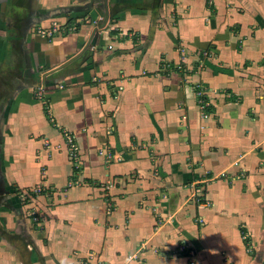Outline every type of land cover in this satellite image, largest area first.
I'll return each instance as SVG.
<instances>
[{"label":"crops","instance_id":"obj_1","mask_svg":"<svg viewBox=\"0 0 264 264\" xmlns=\"http://www.w3.org/2000/svg\"><path fill=\"white\" fill-rule=\"evenodd\" d=\"M0 264H264V0H0Z\"/></svg>","mask_w":264,"mask_h":264},{"label":"built area","instance_id":"obj_2","mask_svg":"<svg viewBox=\"0 0 264 264\" xmlns=\"http://www.w3.org/2000/svg\"><path fill=\"white\" fill-rule=\"evenodd\" d=\"M75 24H71L67 21L62 22V23H53L50 25L48 28H36L35 31L37 34L41 35L42 37L45 38H52V36L57 35V34H68L69 32H72L76 29ZM110 47V46H109ZM180 63L177 64L176 68L178 70H182V64L185 63V59L181 58ZM43 87H38L37 92L35 93L37 97H42L43 96ZM193 91L194 95L197 99V105L198 108L201 112L202 117H207L209 115V107H210V102L208 100V92L209 89L203 85L202 82H196L193 84ZM61 135L64 140L65 146H66V153L69 161L71 162V165L75 170H78L80 168V149L79 145L77 143V140L73 133L67 129H62L61 130ZM238 178V177H237ZM86 182V181H85ZM83 184L82 180H79L77 177H73L69 183L68 186H80ZM41 189L36 188L34 190V194L40 193ZM22 200L25 202H29L31 200L30 195L24 194L22 197ZM24 202V203H25ZM35 221H38V218H33ZM201 222V218H200ZM243 239H247L246 236H243ZM178 251L182 253H186L189 257H192L195 252L193 249H189L184 243L180 244L178 247Z\"/></svg>","mask_w":264,"mask_h":264},{"label":"rangeland","instance_id":"obj_3","mask_svg":"<svg viewBox=\"0 0 264 264\" xmlns=\"http://www.w3.org/2000/svg\"><path fill=\"white\" fill-rule=\"evenodd\" d=\"M63 21L65 22L66 20H63ZM58 23H60V22H58ZM61 23H62V22H61ZM48 27H49V26H48ZM48 27H47V28H48ZM23 195H24V194H23ZM23 195H20V197H22ZM20 197H19V198H20ZM204 197H205V196H204V193H203V192H199V193L196 195L195 198L197 199V201H198V200L200 201V200H203ZM198 198H199V199H198ZM20 201L22 202V204H24V202H25V201L22 200V198H20ZM27 203H28V202H27ZM27 203H25L24 205H26ZM30 215H31V213H30ZM198 222H200V219H199ZM201 222H202V219H201Z\"/></svg>","mask_w":264,"mask_h":264},{"label":"trees","instance_id":"obj_4","mask_svg":"<svg viewBox=\"0 0 264 264\" xmlns=\"http://www.w3.org/2000/svg\"><path fill=\"white\" fill-rule=\"evenodd\" d=\"M44 91H45V89H44Z\"/></svg>","mask_w":264,"mask_h":264}]
</instances>
